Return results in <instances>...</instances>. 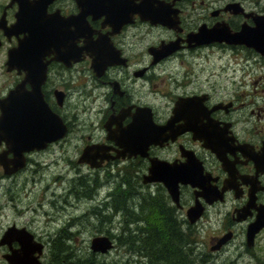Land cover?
Here are the masks:
<instances>
[{
  "label": "flooded vegetation",
  "instance_id": "af4514ba",
  "mask_svg": "<svg viewBox=\"0 0 264 264\" xmlns=\"http://www.w3.org/2000/svg\"><path fill=\"white\" fill-rule=\"evenodd\" d=\"M219 2H0V17L5 15L6 19L4 25H10L16 13L21 16L29 11L32 19H42L41 25L55 34L56 46L66 56V60L52 58L54 53L46 56L50 60L41 85L44 99L66 125L65 134L43 147L25 151V165L15 172L34 160L35 153L53 144L80 147L79 162L109 176L113 175V169L117 170L135 186L145 185L150 189L149 195L155 193L164 217L173 219L188 234L190 254L197 252L204 262L214 258L213 254L225 253L234 256V264H241V260L242 264H264V93L257 90L264 83V76L229 75L228 67L222 63L226 69L222 85L211 79L214 72L206 68L214 48L225 54L227 62L228 56L244 57L246 74L250 72L249 60L264 54L245 44L198 42L201 38L195 36L200 27L209 28L218 22H226L233 30L244 23L253 24L251 13H264V8L249 7L240 0ZM230 2L239 3L226 7ZM161 15L166 16L169 24L151 21L150 16ZM17 41L18 37L14 34L8 37L0 25V50L7 43L6 59L7 49ZM168 42H173V47H167L166 54L154 50ZM246 64L241 65L243 71ZM165 66L175 69L171 72L175 90L164 94L163 106L156 107L148 99L153 77L150 70L156 72V68ZM8 71L15 73V83L25 74L16 68ZM57 93L62 94L60 100ZM73 96L84 101L97 100L96 108L92 105L87 108L92 119L88 133H75L74 118L80 117L77 112L69 115L65 110ZM179 100L180 107L172 118ZM150 120L160 127L152 128ZM149 127L154 129L150 136ZM124 146L129 150L124 151ZM3 148L1 142L0 151ZM184 168H190L192 180L177 182L178 200H175L163 179L174 183ZM10 224L17 225L15 221L6 224L0 239ZM17 226H25L45 246L43 237L28 225ZM199 233L208 234H205L208 252L204 251L205 240L199 238ZM95 235L99 234L92 237ZM17 245L16 239L0 243V264H8L5 253ZM169 255L172 257L173 251ZM41 260L43 263L42 254ZM163 261H168L165 255L161 257Z\"/></svg>",
  "mask_w": 264,
  "mask_h": 264
},
{
  "label": "rangeland",
  "instance_id": "374dc122",
  "mask_svg": "<svg viewBox=\"0 0 264 264\" xmlns=\"http://www.w3.org/2000/svg\"><path fill=\"white\" fill-rule=\"evenodd\" d=\"M2 1L0 0V2ZM240 1H244L249 7L264 8V0ZM6 46L7 43H4L0 50V95L5 94L8 87L13 86L16 78L14 72L6 70L4 63ZM244 59V57H234L233 55L230 58L228 56L227 62L225 54L214 48L206 68L208 67L214 72L211 79L222 85L226 77V69L223 68L222 63L228 67L229 75L236 74L237 76H245V78L252 74L264 76V57L255 55L249 60L251 67L247 74L248 66ZM242 64L247 66L244 71L241 69ZM195 68L196 70L199 69ZM252 69L255 70L254 73H252ZM174 70L169 66L156 68V72L150 70L153 77L150 81L148 99L156 107L163 106L164 94L175 90L172 83L173 76H171V72ZM246 87L248 89L250 85L247 84ZM257 90L264 93V83L259 84ZM91 105L96 108L97 100L84 101L73 96L66 103L65 110L67 113L73 115L77 112L80 117L74 118L73 129L75 133L86 132L89 129L88 126L92 119L88 117L89 110L87 108ZM85 122H89V124ZM79 153L80 147L53 144L47 149L35 153L36 160H30L18 173L4 174L0 165V232L6 224L12 221H15L17 225H28L44 239L43 264L49 263V245L53 240L52 238L57 235L55 239H58L66 233L78 234L79 237L73 238L71 235V239L66 240L69 250L62 254L65 257L64 264H98L99 261L96 260L98 258L110 261V264H122L123 262L148 264V259H150V264H167L168 261L161 262V257L166 256L165 252L169 253L176 249L173 244L168 242L167 237L156 249L153 245L137 249V246L131 243V240L138 244L141 238H152L163 224L162 219L161 221L157 219L159 216L164 217L165 215L161 201L155 200L156 194L149 195L150 189L147 190L145 185L135 186L136 184L122 177L117 170L113 169L112 176L105 174L103 170L97 173V170L77 160ZM76 167H80L81 170L75 169ZM119 184L125 190H129L127 187L137 188L144 197L146 196V200L150 199L151 203L157 205L156 209L150 212L151 216L155 218L152 222L146 224L138 216H134L133 222L130 220L122 221L120 213L113 215L111 222L106 218V215L111 214L115 207L112 195ZM132 204L135 211L139 202L134 201ZM175 225L177 224L174 223L171 226L173 230H176ZM111 228L114 229L112 232L114 246L109 251L98 253L96 256L93 254L96 252L89 245L91 237L94 234L104 233V230ZM78 230H80L79 233H77ZM205 234L207 233H199V238L205 240L204 251L208 252ZM186 254L187 258L192 259L194 264H234V256L231 257L225 253L213 254L215 257L206 262L197 256V252L190 254L187 251ZM179 255L181 254H177L176 258L172 255V260L169 262L180 260ZM243 262L244 260L240 261L241 264Z\"/></svg>",
  "mask_w": 264,
  "mask_h": 264
},
{
  "label": "water",
  "instance_id": "95a60500",
  "mask_svg": "<svg viewBox=\"0 0 264 264\" xmlns=\"http://www.w3.org/2000/svg\"><path fill=\"white\" fill-rule=\"evenodd\" d=\"M238 3L230 2L226 7L238 6ZM251 14L253 24L244 23L239 29L233 30L226 22H218L209 28L200 27L195 36L201 38L198 42L214 40L245 44L264 54V13ZM150 18L152 22L169 24L166 16L163 15L150 16ZM41 21L42 19H32L29 11L21 16L16 13V19L10 25H4L6 23L5 15L0 17V25H2L5 34L8 37H11L12 34L18 37L16 44L7 49L6 69L16 68L19 71H25L24 77L15 83L5 95L0 96V143L4 142L5 146L0 151V165L6 174L13 173L17 168L25 165V151L43 147L48 142L64 136L66 131V125L61 116L49 106L41 89L50 60L46 56L54 53L52 58L60 60H66V56L62 52L63 49L57 48L55 34L50 32L49 27L41 25ZM19 31L24 34L19 36ZM172 44L173 42H168L154 50H163L166 54L167 47L172 48ZM26 83H29V87L26 86ZM57 95L60 100L62 94L57 93ZM181 100L174 106L172 118H175L174 115L178 112L177 108L180 107ZM146 108L151 110L149 106ZM150 125L154 129L160 127L159 124L151 120ZM151 127H149V136L154 132ZM123 150L129 149L124 146ZM8 153L12 155L9 156ZM82 159L83 155L79 160ZM91 164L94 163L91 162ZM187 164L191 165L192 163ZM151 171L153 172L154 169ZM188 172H190V168H184L180 179L174 183L163 179L175 200H178L177 182L179 180L191 182L192 180ZM152 177L151 175L150 178ZM14 239L18 241L17 248L10 247V251L5 253L8 264H42L40 255L43 251V243L36 241L31 231L25 226L11 224L5 229L0 243ZM90 246L94 251L103 253L113 246V241L108 235L99 234L91 238Z\"/></svg>",
  "mask_w": 264,
  "mask_h": 264
},
{
  "label": "trees",
  "instance_id": "16d2710c",
  "mask_svg": "<svg viewBox=\"0 0 264 264\" xmlns=\"http://www.w3.org/2000/svg\"><path fill=\"white\" fill-rule=\"evenodd\" d=\"M120 175H122V177H123V174H120ZM121 183H123V182L121 181ZM127 188H129V190L123 189L122 185L119 184L117 190L112 195L115 207H114L113 212L111 214H109L108 216L106 215V218L111 222L112 216L120 213L122 221L123 220H127V221L130 220L133 222L134 216H138L146 224H149L150 222H152V220L155 218H153L151 216L150 212L153 211L154 209H156L157 205L153 204V203H148L146 198L144 197V195L137 188L136 189H131L130 187H127ZM134 201L139 202V205L135 211H134L135 208L132 204V202H134ZM157 219L160 221L162 219L163 224L158 228V230L156 231V233L154 234V236L152 238H150V239L141 238V241L138 242V244H136V242L133 240H131L132 242L131 241L130 242L132 244H134L135 246H137V249L146 247L147 245L148 246L153 245L156 249V248H158V246L160 244H162L164 242L165 237H167L168 242L173 244V246L176 247V249H174V251H173V255L174 254H181V255H179L180 260H174L173 262H169L172 259L169 255V253L165 252L166 258L168 260L167 264H174V263H176V264H194L193 260L190 258L188 259L187 254H186V252L189 250V248H187L188 247L187 243L189 241L188 234L186 232H184L183 230H181L179 228V225H175L176 230H173L171 226L174 224V221L170 217L167 220H164L163 216H159ZM113 226H116V225H113ZM110 230L113 232L114 229L111 228V229L104 230V233H107V235L110 236L111 235ZM162 234H165L164 237ZM56 236L52 238L53 240L50 242V245H49L50 256H49V263L48 264H64L63 261H64L65 257L62 254H64L65 251L69 250L68 249L69 246L66 245V242H67L66 240H70L71 235L66 233V234H64V236H60L58 239H55ZM54 243H55V247H54ZM98 253L100 254L102 252L96 251V253H93V254L96 255ZM96 260L99 261L98 264H110L109 263L110 261H107L105 259L100 260L98 258ZM136 262H137V260H136ZM149 262H150V259H148V264H150ZM122 264H127V263L123 262ZM136 264H139V263L137 262ZM143 264H145V263H143Z\"/></svg>",
  "mask_w": 264,
  "mask_h": 264
},
{
  "label": "bare ground",
  "instance_id": "6f19581e",
  "mask_svg": "<svg viewBox=\"0 0 264 264\" xmlns=\"http://www.w3.org/2000/svg\"><path fill=\"white\" fill-rule=\"evenodd\" d=\"M93 250V249H92ZM94 251V250H93ZM94 252H96V251H94ZM144 261V260H143Z\"/></svg>",
  "mask_w": 264,
  "mask_h": 264
}]
</instances>
